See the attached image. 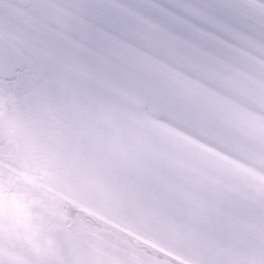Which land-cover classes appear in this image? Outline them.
<instances>
[{"label": "snow or ice", "instance_id": "1", "mask_svg": "<svg viewBox=\"0 0 264 264\" xmlns=\"http://www.w3.org/2000/svg\"><path fill=\"white\" fill-rule=\"evenodd\" d=\"M10 236L0 264H264V0H0Z\"/></svg>", "mask_w": 264, "mask_h": 264}, {"label": "rangeland", "instance_id": "2", "mask_svg": "<svg viewBox=\"0 0 264 264\" xmlns=\"http://www.w3.org/2000/svg\"><path fill=\"white\" fill-rule=\"evenodd\" d=\"M17 243L20 245L19 247H23V252H25L26 250V242L20 240V239H16ZM112 252L113 254L115 253V249H101V256L103 257L107 252ZM24 254V253H23Z\"/></svg>", "mask_w": 264, "mask_h": 264}, {"label": "flooded vegetation", "instance_id": "3", "mask_svg": "<svg viewBox=\"0 0 264 264\" xmlns=\"http://www.w3.org/2000/svg\"><path fill=\"white\" fill-rule=\"evenodd\" d=\"M0 242H2V239L0 238ZM4 249L0 246V252L3 251Z\"/></svg>", "mask_w": 264, "mask_h": 264}]
</instances>
